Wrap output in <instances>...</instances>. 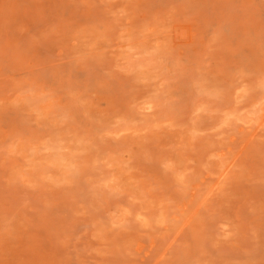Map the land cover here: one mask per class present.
<instances>
[{
    "label": "rangeland",
    "instance_id": "374dc122",
    "mask_svg": "<svg viewBox=\"0 0 264 264\" xmlns=\"http://www.w3.org/2000/svg\"><path fill=\"white\" fill-rule=\"evenodd\" d=\"M0 264H264V0H0Z\"/></svg>",
    "mask_w": 264,
    "mask_h": 264
}]
</instances>
